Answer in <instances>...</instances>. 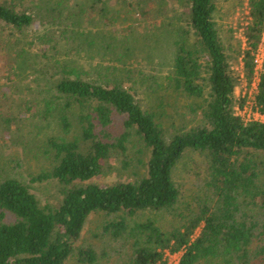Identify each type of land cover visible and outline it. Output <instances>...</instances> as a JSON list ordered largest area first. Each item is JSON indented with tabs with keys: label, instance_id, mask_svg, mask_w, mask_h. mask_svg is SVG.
Returning <instances> with one entry per match:
<instances>
[{
	"label": "trees",
	"instance_id": "trees-1",
	"mask_svg": "<svg viewBox=\"0 0 264 264\" xmlns=\"http://www.w3.org/2000/svg\"><path fill=\"white\" fill-rule=\"evenodd\" d=\"M169 1L179 4L183 23L168 33L174 52L163 87L194 100L179 125L164 124L162 103L157 109L142 106L136 89L123 82L131 69L107 65L103 71L99 64L89 75L65 52L100 45L92 31H83L86 25H116L95 33L103 36L106 55L119 40L112 32L122 35L121 43L130 39L127 29L132 35L130 26L119 23L120 13L152 18L154 25L162 22ZM246 1V47L239 50L221 34L216 0H82L70 8L67 0H0V65L7 71L35 68L43 98L33 126L54 125L37 146L49 165L32 173L30 182L51 181L58 197L42 204L30 183L0 177V264H67L72 257L94 264L115 252L132 264L164 263L166 252H181L178 264H264V122H245L236 113L247 96L236 95L232 62L241 56L251 80L264 0ZM258 78L255 107L264 112V61ZM7 99L0 97V107ZM30 110L26 102V116ZM24 120L0 110V140L12 123ZM189 153L201 158L202 168L187 171L194 182L186 192L175 172ZM141 154L145 173L133 180L87 183L114 169L112 159L126 170L143 162ZM93 213L104 217L95 234L99 248L78 244ZM160 213L170 221L157 218Z\"/></svg>",
	"mask_w": 264,
	"mask_h": 264
},
{
	"label": "rangeland",
	"instance_id": "rangeland-1",
	"mask_svg": "<svg viewBox=\"0 0 264 264\" xmlns=\"http://www.w3.org/2000/svg\"><path fill=\"white\" fill-rule=\"evenodd\" d=\"M3 2V0H1ZM82 0H67L68 7H73L81 3ZM217 11L215 13V20L218 23L221 34L224 38L230 41L233 47L243 50L246 47L245 27L248 24V10L246 0H216ZM168 12L161 17L162 22L151 25L152 18H140L137 14H133V19H130L129 14L120 13L121 22L124 28L130 26L132 35L128 34L129 30L125 31L126 36L130 39L127 42L121 43V38L118 32H112L111 37L119 40L114 41V49L107 50L104 55V49L100 42H102V35L95 34L98 30H116V25L104 27L100 23L91 27L86 25L83 31L87 29L92 31V36L98 44H94L92 49L86 47L78 50L75 55L68 51L70 58L75 60V64L84 71H89V75H93L99 64L105 66L119 68L127 73L132 70L131 77L125 76L124 84L133 86L136 89L138 98L145 109H157L162 103L159 111L162 113V121L165 125L175 122L177 125L184 122V112L186 104L193 102L188 98L171 93V90L165 89L164 75L169 72L168 67L172 60L174 48L172 45V38L169 36V30H174L179 24H182V19L178 13L179 4L169 1L167 7ZM33 29H37L34 27ZM171 30V31H172ZM108 40V39H107ZM125 41V40H124ZM126 48H129L126 49ZM32 49V48H31ZM29 48L30 56L34 55V51ZM264 61V31L260 45L256 51ZM120 54V55H119ZM118 55L123 56V63L118 61ZM232 56H237L234 54ZM30 58V57H29ZM233 67L238 72V85L236 88V95L246 97L248 92L257 84L256 75L258 68L254 64V74L251 80H248L243 72V61L241 56L232 57ZM32 61V59L30 58ZM29 61V62H31ZM254 63V58H253ZM263 65V62L262 64ZM129 69V70H128ZM35 75H40L35 71V68L29 71H7L3 65H0V97L5 95L8 97L6 101H2L0 110L7 116L19 115L24 120L25 124L11 125V132L5 135V140H0V177L14 176L21 178L25 182L30 183L31 191L36 195L42 204L53 203L58 197L55 192L54 183L51 181L30 182V175L38 173L42 169H47L49 165V158H45L43 151L38 154L37 149L41 138L48 133H52L54 125L52 123H38V128L33 124L36 122V115L42 108L40 89L34 82ZM121 76V75H120ZM157 84L162 85L158 87ZM156 88V89H155ZM253 90V89H252ZM28 102L30 105V116H26L24 105ZM57 131L58 127H57ZM17 140V141H16ZM43 148V147H40ZM49 155V154H47ZM143 162L134 164L129 169H120L117 162L118 159H112L111 163L115 166L110 171H105L101 175L95 176L87 183L106 185L113 182H128L133 180L136 176L145 173V154L139 155ZM263 158V157H262ZM201 158L196 153L187 154L180 163L175 172V179L182 188L188 192L193 187L194 176L187 172L190 168L194 171L201 170ZM201 166V168H200ZM157 215V214H156ZM157 218L162 221H170V217L166 213H160ZM10 219V218H9ZM104 217L100 214H91L82 231L81 239L78 244L86 245L92 243L97 248L100 247V241L95 234L100 233L103 226ZM99 245V246H98ZM181 252L170 253L166 252L164 256V263L158 264H178ZM67 264H79L75 257L67 261ZM94 264H132L126 254H112L108 259H101Z\"/></svg>",
	"mask_w": 264,
	"mask_h": 264
},
{
	"label": "built area",
	"instance_id": "built-area-1",
	"mask_svg": "<svg viewBox=\"0 0 264 264\" xmlns=\"http://www.w3.org/2000/svg\"><path fill=\"white\" fill-rule=\"evenodd\" d=\"M262 62H263V58H261V56L258 53L255 54L254 64L256 65V67H259L258 74L256 73L257 77H259V74L262 71V65H261ZM252 89L247 94V99H246L245 104L243 106L238 105L236 107V113L239 116H241V118L245 122L252 121V120H258V121L264 122V112H261L260 110H258V108L255 107L254 96L257 91V84L255 86L253 85Z\"/></svg>",
	"mask_w": 264,
	"mask_h": 264
}]
</instances>
